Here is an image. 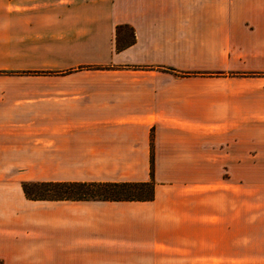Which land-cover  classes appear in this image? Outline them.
I'll list each match as a JSON object with an SVG mask.
<instances>
[{
    "label": "crops",
    "instance_id": "0c3cea01",
    "mask_svg": "<svg viewBox=\"0 0 264 264\" xmlns=\"http://www.w3.org/2000/svg\"><path fill=\"white\" fill-rule=\"evenodd\" d=\"M0 264H264V0H0Z\"/></svg>",
    "mask_w": 264,
    "mask_h": 264
},
{
    "label": "trees",
    "instance_id": "16d2710c",
    "mask_svg": "<svg viewBox=\"0 0 264 264\" xmlns=\"http://www.w3.org/2000/svg\"><path fill=\"white\" fill-rule=\"evenodd\" d=\"M148 181H91V182H22L24 194L29 198H76V199H104V200H135L150 199L152 196V160L149 162ZM55 187L54 193H43L47 187Z\"/></svg>",
    "mask_w": 264,
    "mask_h": 264
},
{
    "label": "rangeland",
    "instance_id": "374dc122",
    "mask_svg": "<svg viewBox=\"0 0 264 264\" xmlns=\"http://www.w3.org/2000/svg\"><path fill=\"white\" fill-rule=\"evenodd\" d=\"M31 86H36V87H44V85H50L49 82H36V83H32L30 84ZM46 191H44L43 193H45L46 195H51L54 193L55 187L51 186V187H47V189H45Z\"/></svg>",
    "mask_w": 264,
    "mask_h": 264
}]
</instances>
